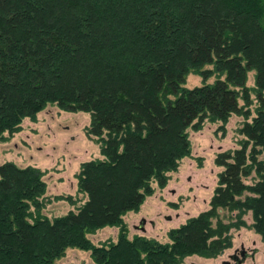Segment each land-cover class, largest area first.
<instances>
[{"label":"trees","instance_id":"16d2710c","mask_svg":"<svg viewBox=\"0 0 264 264\" xmlns=\"http://www.w3.org/2000/svg\"><path fill=\"white\" fill-rule=\"evenodd\" d=\"M190 75L201 83L186 86ZM251 91L259 108L248 121ZM48 105L89 113L103 158L80 166L86 200L52 219L44 172L0 164V264H58L68 248L96 264H182L218 256L242 227L264 241V0H0V143ZM233 115L245 119L243 139L215 158L209 208L167 243L129 239L124 215L178 170L188 130ZM222 210L236 214L225 221ZM112 226L107 246L87 237Z\"/></svg>","mask_w":264,"mask_h":264},{"label":"rangeland","instance_id":"374dc122","mask_svg":"<svg viewBox=\"0 0 264 264\" xmlns=\"http://www.w3.org/2000/svg\"><path fill=\"white\" fill-rule=\"evenodd\" d=\"M201 79L190 75L186 86L200 84ZM248 87H255V71L248 72ZM250 121L259 108L251 91ZM244 105L243 100H239ZM87 112H65L56 105H48L35 121L25 119L22 130L0 143V164L13 162L19 167L35 166L44 172L46 183V206L42 213L48 218L65 215L75 210L86 196L77 190V174L83 162L102 159L100 144L96 137H89L86 129L90 125ZM245 119L231 116L226 124L205 121L200 129L188 130L189 155L183 158L176 172L169 173L167 184L155 187L153 195L147 197L139 210L128 212L123 221L127 226V237L143 236L161 243L169 242L168 233L187 222L191 217L209 208V203L218 184V175L223 170L215 164L216 156L224 151L240 148L243 137L239 133ZM248 178L245 183L249 184ZM61 197V198H60ZM73 201H69L70 199ZM236 213L222 210L220 216L229 221ZM145 219L143 230L139 229ZM247 226L252 223L251 213L243 216ZM120 228L104 227L87 235L95 246H107L116 242ZM232 246L214 258L191 255L182 264H222L231 261L236 249L246 250L248 256L242 264H264V241L248 227L232 229ZM58 264H96L90 251L68 248Z\"/></svg>","mask_w":264,"mask_h":264},{"label":"water","instance_id":"95a60500","mask_svg":"<svg viewBox=\"0 0 264 264\" xmlns=\"http://www.w3.org/2000/svg\"><path fill=\"white\" fill-rule=\"evenodd\" d=\"M145 222H146L145 219H141L138 228L143 230ZM254 253H255V250H252L251 253H248L246 250H243L241 252L240 258L236 257L235 259L234 256H230V260H234L233 263L231 261H224L222 262V264H242L248 256L253 257Z\"/></svg>","mask_w":264,"mask_h":264},{"label":"flooded vegetation","instance_id":"af4514ba","mask_svg":"<svg viewBox=\"0 0 264 264\" xmlns=\"http://www.w3.org/2000/svg\"><path fill=\"white\" fill-rule=\"evenodd\" d=\"M242 251H243L242 248L239 249V250L236 249L235 252H234V254H232V255H230V256H234L235 259H236V257H239V258H240V257H241V252H242ZM233 261H234V260H231L232 263H233Z\"/></svg>","mask_w":264,"mask_h":264}]
</instances>
